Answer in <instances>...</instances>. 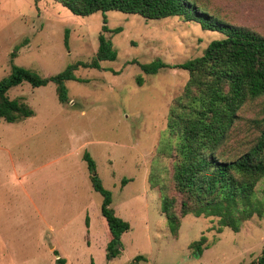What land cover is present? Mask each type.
I'll use <instances>...</instances> for the list:
<instances>
[{
    "label": "rangeland",
    "instance_id": "rangeland-1",
    "mask_svg": "<svg viewBox=\"0 0 264 264\" xmlns=\"http://www.w3.org/2000/svg\"><path fill=\"white\" fill-rule=\"evenodd\" d=\"M219 2L242 17L241 23L264 32V0ZM104 25L109 32H102ZM117 28L121 31L114 33ZM100 34L110 40L116 59L101 62L100 70L78 68L74 75L83 81L65 83L67 104L59 103L53 83L40 88L22 83L8 91L34 116L17 124L0 120V264H60L59 258L64 264H129L137 256L146 259L141 264L257 260L264 252V214L254 215L237 233L219 231L215 217L187 215L173 238L161 213V193L148 184L155 179L169 106L188 74L165 69L145 75L131 62L181 64L200 57L224 34L178 17L146 20L116 11L80 17L53 0H0V81L12 66L47 78L69 64L89 62ZM261 108L259 100L251 102L244 114L255 118ZM85 152L111 194L115 215L130 226L121 236L120 254L109 260L102 197L91 187ZM167 166L164 160L158 173L164 175ZM13 167L22 170L18 177L27 174L23 188L32 204L21 186L11 183ZM254 193L264 204V178ZM201 238L198 255L189 245Z\"/></svg>",
    "mask_w": 264,
    "mask_h": 264
},
{
    "label": "trees",
    "instance_id": "trees-1",
    "mask_svg": "<svg viewBox=\"0 0 264 264\" xmlns=\"http://www.w3.org/2000/svg\"><path fill=\"white\" fill-rule=\"evenodd\" d=\"M53 1L80 17L109 11L146 20L178 17L198 23L205 31L225 35L222 40L212 41L200 57L181 64L171 66L161 60L150 64L131 62L145 75L165 69H179L188 74L182 92L169 106L166 135L153 167L155 179L148 180V184L161 193V213L173 238L187 215L215 217L219 231L228 228L236 233L254 215L263 216L264 204L255 199L254 188L264 178V32L241 23L242 17L238 19L223 10L219 0ZM120 31L117 28L113 32ZM102 32H109L105 25ZM115 59L110 40L100 34L98 49L89 62L69 64L54 76L45 78L32 70L12 66L11 73L0 81V120L15 124L34 116L24 101L9 98L8 91L12 88L22 83L32 88L53 83L59 103L67 104L65 83L83 81L74 75L78 68L100 70L101 62ZM137 84L142 85L141 77H137ZM258 100L261 111L255 118H247L245 110ZM82 160L87 165L92 189L102 197L100 214L109 260L120 254L121 236L130 226L111 208V194L97 177L94 160L87 152ZM164 160L169 161V166L161 175L158 170ZM126 182L123 180L122 184ZM204 243L205 238H201L189 248L200 255ZM57 262L64 264L60 258ZM143 262L146 259L137 256L129 264ZM250 264H264V252Z\"/></svg>",
    "mask_w": 264,
    "mask_h": 264
},
{
    "label": "crops",
    "instance_id": "crops-1",
    "mask_svg": "<svg viewBox=\"0 0 264 264\" xmlns=\"http://www.w3.org/2000/svg\"><path fill=\"white\" fill-rule=\"evenodd\" d=\"M7 124H10V123H7ZM15 124H17V123H15ZM11 171H12V179H11L12 181H11V183H14V184H17V185L21 186V190H22L23 196H25L26 199H28L31 202V204H32L31 194H29V192L23 188V181L26 178L27 174L26 173H22L20 175V177H18L19 173L22 170H19V168H16V167H13L11 169ZM30 193H31V191H30ZM8 196H11V195H8Z\"/></svg>",
    "mask_w": 264,
    "mask_h": 264
}]
</instances>
